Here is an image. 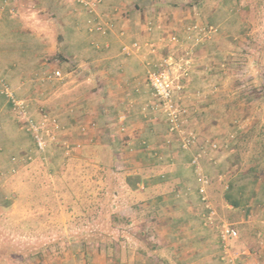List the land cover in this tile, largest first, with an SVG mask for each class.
<instances>
[{"label": "crops", "instance_id": "obj_1", "mask_svg": "<svg viewBox=\"0 0 264 264\" xmlns=\"http://www.w3.org/2000/svg\"><path fill=\"white\" fill-rule=\"evenodd\" d=\"M218 3L205 17L210 2L104 0L94 15L74 0H0V81L26 97L31 115L39 108L59 114L73 156L93 147L115 157L111 163L92 164L110 171L111 177L93 178L107 188L91 197L111 200L110 213L117 218L110 227L124 232L114 244L125 251L114 260L93 252L91 264H230L221 258L219 229L207 222L209 211L199 191L198 174L217 171L219 177H210L206 193L216 218L238 231L237 238L227 241L230 252L242 264H264L260 50L245 45L246 38L231 48L221 27L193 48L180 100L190 109L191 125L201 140L221 145L201 158L200 169L192 162L195 150L181 147L177 135L168 131L147 80L154 62L169 51L166 38L175 34L184 39V48L192 45L187 28L217 25ZM90 18L113 21L114 27L90 32ZM248 58L247 66L243 60ZM56 70L62 71L61 79L45 78ZM57 96L64 101L56 103ZM5 109L15 113L0 92V143L24 149L10 135L21 119L15 113L18 118L10 120ZM78 161L75 166L83 171L87 162ZM120 218L122 223L115 221Z\"/></svg>", "mask_w": 264, "mask_h": 264}, {"label": "rangeland", "instance_id": "obj_2", "mask_svg": "<svg viewBox=\"0 0 264 264\" xmlns=\"http://www.w3.org/2000/svg\"><path fill=\"white\" fill-rule=\"evenodd\" d=\"M190 1L210 2L205 17L221 2L214 22L228 34L227 45L235 48L238 40L246 38L245 45L260 50V62L264 63V0ZM243 62L248 66L249 58ZM59 100L57 96L56 103ZM5 113L10 120L18 118L16 112L5 109ZM19 124L10 135L19 138L17 143L25 148L14 150L15 144L0 143V264H91L93 252L113 260L124 254L125 248L114 244L123 239L124 232L110 227L116 217L111 214V200L91 197L107 188L92 179L111 177L110 171L92 164L113 162L111 152L90 147L77 157L73 151L67 155L51 145L44 153H37L31 134L20 128L23 121ZM26 153H33L32 160L22 157ZM77 159L87 162L83 171L75 166ZM208 175L219 177L218 171ZM115 221L123 222L122 218Z\"/></svg>", "mask_w": 264, "mask_h": 264}, {"label": "built area", "instance_id": "obj_3", "mask_svg": "<svg viewBox=\"0 0 264 264\" xmlns=\"http://www.w3.org/2000/svg\"><path fill=\"white\" fill-rule=\"evenodd\" d=\"M79 2L87 12L97 15L99 6L104 0H74ZM114 27L113 21L99 20L90 18L88 20L87 29L90 32L106 33L107 30ZM152 25L149 24V29ZM188 32L193 34L192 45L184 48V39L175 34H170L166 38V45L169 51L159 57L154 65L147 72V80L152 88L153 97L156 107L162 112L166 118L168 131L177 135L181 147L185 149L195 150L192 162L200 169V160L209 152L218 151L221 145L215 140H201L198 132L191 126V111L181 102L180 94L186 88V81L189 78L192 68V50L199 43L210 40L219 31L214 24L193 23L187 28ZM120 35H125V30L119 31ZM163 40V39H162ZM170 44L171 47H170ZM182 46V47H181ZM137 49L139 44H135ZM157 47H152V51H157ZM126 54H130L131 50L128 46L124 47ZM226 64L223 63V66ZM63 77L61 70H56L54 75H46L45 78L53 79ZM2 85L1 92L8 98L11 103L12 110L15 111L23 121V126L32 136L34 148L37 153H44L51 145L61 147L65 154L72 152V144L63 138L65 126L60 121L58 113L39 108L36 115H31L28 110V101L16 96L13 88L4 81H0ZM33 153H26L25 159L32 160ZM15 159V158H14ZM23 159V158H22ZM200 183L199 191L202 194V200L209 213L207 222L214 224L219 229V235L222 240V260H227L230 264H242L229 250L227 241L238 237V231L228 222L216 218V211L210 203L206 187L210 183V177L200 172L198 174Z\"/></svg>", "mask_w": 264, "mask_h": 264}, {"label": "trees", "instance_id": "obj_4", "mask_svg": "<svg viewBox=\"0 0 264 264\" xmlns=\"http://www.w3.org/2000/svg\"><path fill=\"white\" fill-rule=\"evenodd\" d=\"M3 260V259H2Z\"/></svg>", "mask_w": 264, "mask_h": 264}]
</instances>
